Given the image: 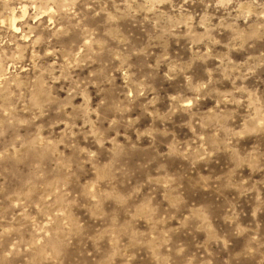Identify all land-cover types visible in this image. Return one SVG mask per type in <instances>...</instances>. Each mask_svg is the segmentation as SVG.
I'll list each match as a JSON object with an SVG mask.
<instances>
[{
    "label": "rangeland",
    "instance_id": "1",
    "mask_svg": "<svg viewBox=\"0 0 264 264\" xmlns=\"http://www.w3.org/2000/svg\"><path fill=\"white\" fill-rule=\"evenodd\" d=\"M0 264H264V0H0Z\"/></svg>",
    "mask_w": 264,
    "mask_h": 264
}]
</instances>
